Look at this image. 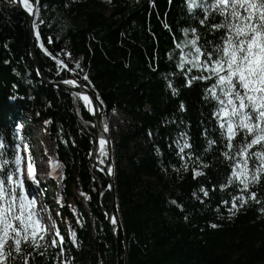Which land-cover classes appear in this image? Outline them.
<instances>
[{
    "label": "trees",
    "instance_id": "obj_1",
    "mask_svg": "<svg viewBox=\"0 0 264 264\" xmlns=\"http://www.w3.org/2000/svg\"><path fill=\"white\" fill-rule=\"evenodd\" d=\"M194 13L202 15L199 9ZM34 25L37 58L47 79L77 80L101 106L113 150L117 240L107 222L109 182L91 157L98 140L93 119L75 92L39 78L28 20L14 2L0 0L3 159L10 161L7 170H14L12 161L31 136L20 123L29 112L36 115L35 121L45 124L44 149L54 150L50 182L37 187L45 200L51 191L59 200L57 217L48 208L52 239L41 241L39 249L22 244L8 264H264V179L251 187L260 202L249 199L231 214L240 192L235 185L220 187L231 169L212 116L214 102L205 100L210 82L188 86L177 67L175 44L184 39L182 30L198 26L186 0H39ZM118 113L125 120L113 132ZM209 139L217 140L211 149ZM184 140L192 147L181 154ZM104 150L98 159L106 165ZM193 168L204 175L194 177Z\"/></svg>",
    "mask_w": 264,
    "mask_h": 264
},
{
    "label": "snow or ice",
    "instance_id": "obj_2",
    "mask_svg": "<svg viewBox=\"0 0 264 264\" xmlns=\"http://www.w3.org/2000/svg\"><path fill=\"white\" fill-rule=\"evenodd\" d=\"M11 2L18 3L30 15L39 17V0H35V3L33 0ZM186 4L198 26L182 30L184 39L175 44L179 49L177 67L188 77V86L193 81L210 82L205 88V100L214 102L212 116L226 149L222 155L230 162L231 169L220 187L223 190L235 185L240 192L233 198L229 209L234 215L235 210L247 204L249 199L260 202L251 187L259 185L264 179V0H186ZM196 9L202 15L195 14ZM200 28L206 31L202 33ZM39 35L37 31V39ZM209 36L212 38L209 39ZM63 66L67 68V65ZM193 70L196 75H190ZM84 80H88L87 75ZM63 83L79 86L74 79L64 80ZM168 86L176 94L177 89L172 87L171 82ZM74 95L81 96L80 93ZM81 98L91 104L87 95ZM180 107L183 110V104ZM237 137L240 139L237 140ZM18 138L22 144L23 135ZM99 143L101 155H106L104 145L107 141L101 138ZM21 144L15 145L17 150ZM216 144V139L208 140L209 149ZM5 147L4 139L0 137V264H7L13 251L20 253L22 244L39 249L47 233L43 216L36 211L37 200L25 188L26 178L39 183L31 156L25 166L24 157L17 152L12 161L14 170H7L10 161L3 159ZM191 147L184 140L179 145V152L184 154L185 149ZM201 165L207 167L202 161ZM193 174L194 177L204 175L197 168H193ZM200 191L205 197L209 195L203 187ZM112 223L116 224L114 217ZM212 227L217 225L213 224ZM56 235L60 237L59 243L62 245L64 238L59 231ZM52 243L55 245L57 241L53 240Z\"/></svg>",
    "mask_w": 264,
    "mask_h": 264
},
{
    "label": "rangeland",
    "instance_id": "obj_3",
    "mask_svg": "<svg viewBox=\"0 0 264 264\" xmlns=\"http://www.w3.org/2000/svg\"><path fill=\"white\" fill-rule=\"evenodd\" d=\"M35 119H37V116L29 112L27 115V121L26 122L22 121L20 123V128L27 130L31 135L28 139L29 146L27 148L22 149L21 156L24 157V162L26 166L29 155L34 153L35 150L41 147L43 148L42 153L44 159L42 160L41 158H39V156H36L34 158L35 159L34 164L36 166V169H38V173L40 174L39 176L37 175L38 181L40 182L41 185L47 186L50 182V177H49L50 169L48 171L47 167L45 170H43L42 168L43 166H46L47 163L50 161V158L54 155V150L44 149L43 137H44L45 124L43 121H35ZM124 120L125 118L121 113L116 114V116L113 118L111 122L112 123L111 128L113 132H116L118 130L119 126L123 123ZM40 165L42 167H39ZM25 188L29 192L30 196L35 197L37 200L36 211L43 216V223L47 226V233L45 234L44 241L49 242L53 237V231L55 226L51 214L48 212V208L50 207L52 209L54 216L57 217L59 200L53 191L50 192L49 198L45 200L43 194L42 195L40 194L37 184L33 183L29 179H25ZM62 229H65L67 233V228L65 226H63Z\"/></svg>",
    "mask_w": 264,
    "mask_h": 264
},
{
    "label": "water",
    "instance_id": "obj_4",
    "mask_svg": "<svg viewBox=\"0 0 264 264\" xmlns=\"http://www.w3.org/2000/svg\"><path fill=\"white\" fill-rule=\"evenodd\" d=\"M15 6L17 8H19L26 16L29 26H30V33H31V54L35 60V65H36V71L37 74L39 76V78L47 85L52 86V87H63L66 88L72 92L75 93H80L81 96L82 95H87L90 100H91V104L89 105V109L87 108V105L85 103V101L81 98L83 105L86 107L87 111L89 112V114L91 115L92 119H93V123H94V128L96 131V134L98 136V140L95 143L94 147H93V152H92V160L94 162V164L97 166V168L101 169L102 172L104 173V175L106 176L108 182H109V187H110V191H111V207H110V212L109 215L107 217V222L109 224L110 230L113 234V236L116 239V233L115 230L113 229V223H112V218L114 217V212H115V206H116V186H115V180L112 176L111 171H109V169L112 170V161H113V150H112V146H111V138L108 135V133L105 131L104 128V123H103V117H102V109L101 106L99 104V101L97 100L96 95L93 93V91L87 87H85L84 85H82L80 82H78L77 80V84L79 85L77 86H73V85H67L64 84L63 81H49L47 79V77L45 76L43 70L41 69L39 60L37 58V52H36V48H35V44H34V40H33V33H34V22H35V16L30 15L26 10H24L18 3H15ZM59 51H61L62 47L61 45L58 46ZM80 96V97H81ZM103 138L107 141V143L105 144V147L107 149L108 152V162L106 165H103L102 163H100L99 159H98V151H97V145L99 144L100 139ZM117 240V239H116Z\"/></svg>",
    "mask_w": 264,
    "mask_h": 264
},
{
    "label": "bare ground",
    "instance_id": "obj_5",
    "mask_svg": "<svg viewBox=\"0 0 264 264\" xmlns=\"http://www.w3.org/2000/svg\"><path fill=\"white\" fill-rule=\"evenodd\" d=\"M86 103V102H85ZM86 105H87V108L89 109V104L88 103H86ZM104 147H105V145H104ZM100 149H101V145H100V143L97 145V151L99 152L100 151ZM39 156V158H41V156L40 155H38ZM42 159V158H41ZM43 160V159H42ZM43 163V162H42ZM46 166H50L49 165V162L47 163V165ZM39 167H42L41 165L39 166ZM42 171V170H41ZM48 171H49V169H48Z\"/></svg>",
    "mask_w": 264,
    "mask_h": 264
}]
</instances>
